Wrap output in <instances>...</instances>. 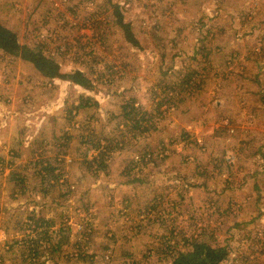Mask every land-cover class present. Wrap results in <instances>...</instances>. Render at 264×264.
<instances>
[{
  "label": "rangeland",
  "instance_id": "1",
  "mask_svg": "<svg viewBox=\"0 0 264 264\" xmlns=\"http://www.w3.org/2000/svg\"><path fill=\"white\" fill-rule=\"evenodd\" d=\"M0 21L93 84L0 53V264H170L198 234L264 264V0H0Z\"/></svg>",
  "mask_w": 264,
  "mask_h": 264
},
{
  "label": "trees",
  "instance_id": "2",
  "mask_svg": "<svg viewBox=\"0 0 264 264\" xmlns=\"http://www.w3.org/2000/svg\"><path fill=\"white\" fill-rule=\"evenodd\" d=\"M115 12L117 14V23L121 26V28H123L126 39L133 45L136 46L140 45L138 39L135 36V33L132 31L131 24L124 22L123 16L118 6L116 7ZM0 53L2 54L4 53L5 55L8 54L15 58H22L23 60L30 62L42 75H44L47 78H61L65 80H70L71 82L78 84L87 89H90L93 86L92 81L84 74L83 71L76 69L71 73L63 72L61 70L60 64L56 60L45 54L42 49L34 48L25 42L23 43L20 42L17 33L11 30L10 28H8L7 26L3 25L1 21H0ZM88 100L90 99H87V101ZM85 105L87 106L88 104ZM79 107L80 105L75 106L77 110L79 109ZM124 107L125 109L129 107V110L126 111L127 116L130 115L132 112H138L142 110L140 106L138 107L134 106V100L132 102H129ZM147 116H149V113L147 114ZM142 119L143 118H141L140 121L136 120V125H135V127L140 128L141 134L146 133L153 128L150 125H145V126L142 125L141 124ZM66 137L71 138V136H66ZM87 142L90 141L87 140ZM90 143H91L90 144L91 147L98 148L97 145H99V142L94 140L91 141ZM125 146H126V142H124V144H122L120 147L124 148ZM262 146L263 145H260L258 147V151H261ZM107 147H108L107 151L112 149L110 146ZM88 149L89 148H86V150ZM86 150L82 153V156L86 157L87 155ZM105 154L106 152H103V150H99L98 154H96L92 160L90 161L87 160L89 164V168H93L97 172L101 171L102 169H105L107 166L105 163V159L102 158L104 157ZM43 161L45 160H42L41 163ZM229 183H231V181ZM32 219L33 220H31L30 222H27V225L29 226L31 223H35L39 227H45V229L42 231V240L45 241V244L50 243L53 240L50 234L51 232L50 227L52 225V220H45L44 217H39V216L38 217L32 216ZM60 230H61L60 231L61 234L62 230H65V228ZM68 234L69 231L67 232V234L65 235L63 234L60 237V241L58 242L56 247H53V250L51 251L52 253L61 250L62 245L68 242L69 240ZM201 236L202 235L199 234L196 237L192 235V237H190L191 239H186L187 241L185 242L186 244L185 248L184 247H182L181 249L173 248L171 251H169L168 255L171 258L170 264H231L228 261L229 251L226 247L209 243L207 240H203ZM42 244L43 243L39 242L35 246V253H34L35 256H38L45 251V249L39 250V247H42L41 246ZM51 247L52 245L49 247V250L51 249ZM40 263H41L40 261L37 262V264ZM125 264H140V263L131 260V262Z\"/></svg>",
  "mask_w": 264,
  "mask_h": 264
}]
</instances>
